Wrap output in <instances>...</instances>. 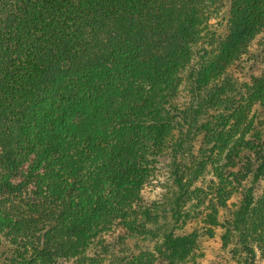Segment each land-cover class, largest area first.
Here are the masks:
<instances>
[{
    "label": "trees",
    "instance_id": "16d2710c",
    "mask_svg": "<svg viewBox=\"0 0 264 264\" xmlns=\"http://www.w3.org/2000/svg\"><path fill=\"white\" fill-rule=\"evenodd\" d=\"M214 15L224 31L211 43ZM263 98L264 0H0V264L87 261L93 245L144 234L157 223L140 198L148 170L188 155L174 179L196 180L213 148L233 143V116ZM237 160L231 180L250 187L232 231L256 264L246 219L264 251V191L252 209L264 132ZM197 242L168 237L157 264H185Z\"/></svg>",
    "mask_w": 264,
    "mask_h": 264
},
{
    "label": "rangeland",
    "instance_id": "374dc122",
    "mask_svg": "<svg viewBox=\"0 0 264 264\" xmlns=\"http://www.w3.org/2000/svg\"><path fill=\"white\" fill-rule=\"evenodd\" d=\"M204 31L211 43L216 42L224 31L223 18L214 15ZM260 38L261 34H258L251 39L248 48L257 49ZM238 65L234 64L232 68L236 70ZM187 72L188 69L185 68L179 74L180 82L174 97V103L179 107H184L188 101ZM231 122L237 123L233 143L229 144V137H226L230 130L228 125L225 129L226 138L217 144L211 155L205 159L206 168L196 180L178 182L174 179L175 169L178 167L176 173L181 169L182 174V169L188 165V155L183 156L186 159L178 160L174 164L176 167L164 165L159 170H148L146 184L139 190L143 205H155L148 211V221L157 220V223L148 222V231L136 236H127L124 244L115 245L107 251L103 250L101 245H93L85 255L87 261L80 258L79 261L74 259L61 264H118L113 259L122 256L126 259L131 257L139 264H157L165 253L166 239L179 235H195L198 241L185 264H243L244 254L239 247L237 234L232 231V225L239 215L241 201L250 183L236 185L231 177L237 171V159L245 144L264 132V98L261 101H250L243 114L233 116ZM233 124H230V127ZM189 166L191 167L190 164ZM191 171V168L187 172L184 171L182 179L192 177ZM263 191L264 181L260 183L254 195L252 209ZM246 225L256 264H264V251L261 248L263 245L251 230L250 216L246 219ZM121 231L127 233L123 228H119L117 233ZM106 233L104 246L106 243L111 244L110 233Z\"/></svg>",
    "mask_w": 264,
    "mask_h": 264
}]
</instances>
